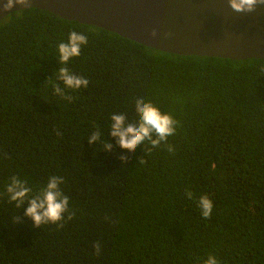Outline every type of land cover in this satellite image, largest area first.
<instances>
[{"label": "trees", "instance_id": "obj_1", "mask_svg": "<svg viewBox=\"0 0 264 264\" xmlns=\"http://www.w3.org/2000/svg\"><path fill=\"white\" fill-rule=\"evenodd\" d=\"M70 31L88 43L67 67L89 80L65 89L71 102L53 90ZM138 97L179 123L166 143L130 153L110 117L138 119ZM53 175L75 215L34 228L6 185L17 176L35 193ZM201 195L213 201L208 219ZM209 254L264 264V59L167 54L36 8L0 21V264H203Z\"/></svg>", "mask_w": 264, "mask_h": 264}, {"label": "water", "instance_id": "obj_2", "mask_svg": "<svg viewBox=\"0 0 264 264\" xmlns=\"http://www.w3.org/2000/svg\"><path fill=\"white\" fill-rule=\"evenodd\" d=\"M5 3L0 0V21L36 8L167 54L264 59V5L238 13L229 0H27L5 12Z\"/></svg>", "mask_w": 264, "mask_h": 264}, {"label": "clouds", "instance_id": "obj_3", "mask_svg": "<svg viewBox=\"0 0 264 264\" xmlns=\"http://www.w3.org/2000/svg\"><path fill=\"white\" fill-rule=\"evenodd\" d=\"M27 0H7L3 5L5 12L13 8L14 4H26ZM231 9L238 13L255 12L258 5H264V0H229ZM153 38L158 36V32L154 29L151 33ZM88 43V37L83 32L70 31L66 42H60L57 45L58 62L60 65L55 71L56 80L59 81L53 85L54 94L72 101L71 95L65 94V89L73 91L81 88H87L89 80L81 75L73 73L67 64L73 58L81 54L82 46ZM61 84L63 87H61ZM135 111L138 119L129 121L124 113H114L111 115L109 134L115 138L116 144L123 150L134 152L137 147L148 144L151 148H157L162 143H166L168 137L175 134L178 121L169 113H163L151 101H146L143 97L135 99ZM101 132L93 131L88 138V143L97 144L101 140ZM113 149L111 141H107L103 145V151L110 154ZM169 152H174L172 145H167ZM127 157L121 156V161H125ZM142 162V160H141ZM64 183L63 177H49L45 186L39 191L33 193L32 188L26 180L17 176L10 177V182L6 185V193L9 201L14 202L17 208H21L27 203L24 210V216L32 221L34 228H40L44 224H55L62 228L65 223V214L67 220L73 219L75 213L70 212L69 197L61 190ZM188 198L193 199V193L187 191ZM197 205L201 215L208 219L212 215L213 201L207 195H201L197 201ZM19 222V217H15L13 223ZM96 254L99 255L101 245L94 243ZM203 264H218L217 257L209 254Z\"/></svg>", "mask_w": 264, "mask_h": 264}]
</instances>
